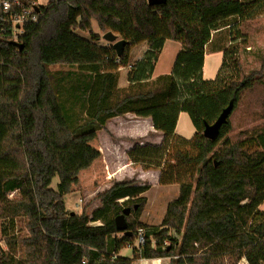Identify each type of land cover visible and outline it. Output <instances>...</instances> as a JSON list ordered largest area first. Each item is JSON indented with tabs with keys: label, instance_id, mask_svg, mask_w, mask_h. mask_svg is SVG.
I'll use <instances>...</instances> for the list:
<instances>
[{
	"label": "trees",
	"instance_id": "obj_1",
	"mask_svg": "<svg viewBox=\"0 0 264 264\" xmlns=\"http://www.w3.org/2000/svg\"><path fill=\"white\" fill-rule=\"evenodd\" d=\"M16 1L20 7L7 15L0 10L5 18L0 28V227L7 223L13 230L21 222L26 234L5 236L7 251H0V264H131L137 259L224 264L225 258L233 264L241 257L248 264H264V124L218 146L232 130V112L257 89L262 109L251 116L264 119V51L258 69L238 71V79L224 81L226 48L213 41V34L233 27L234 20L243 22L250 13L261 16L264 0H164L151 6L147 0H47L44 6ZM21 10H31L37 20L25 22L15 41L7 19ZM92 21L102 35L111 32L126 42L119 57L111 44L98 45ZM76 31L88 33L89 40ZM167 40L181 49L171 73L151 80L156 55ZM141 44L147 48L133 63L130 50ZM208 44L223 54L210 82L201 79ZM126 67L127 86L119 88L118 69ZM208 95L215 99V119L229 102L233 105L212 141L202 136L207 117L192 101ZM180 101L202 127L190 140L195 155L173 154L177 167L191 170L189 181L179 184L158 226L139 221L149 185L134 180L97 194L99 205L89 211L65 209L64 185L50 187L54 178L64 176L56 164L55 137L81 141L111 119L145 116L141 111ZM48 125L53 139L46 134ZM144 148L137 144L132 150ZM133 154L128 153L132 164ZM159 183L167 184L162 177ZM126 208L129 236L114 225ZM138 229L144 242L134 247ZM18 247L23 248L20 259ZM123 247L131 250L130 258L119 254Z\"/></svg>",
	"mask_w": 264,
	"mask_h": 264
},
{
	"label": "rangeland",
	"instance_id": "obj_2",
	"mask_svg": "<svg viewBox=\"0 0 264 264\" xmlns=\"http://www.w3.org/2000/svg\"><path fill=\"white\" fill-rule=\"evenodd\" d=\"M259 13L261 14L260 17L250 13L249 17L243 22L238 23L237 20H234L235 24L230 29H223L221 32L213 34L215 44L217 45L219 42L224 44L226 55L228 56L226 66L221 74L224 81L232 78L238 79V71L246 74L258 69V57L264 51V9H261ZM255 23L260 24L258 31L254 28L256 26ZM91 24L93 33L98 35L99 31L96 23L92 21ZM75 33L78 37L89 40L88 33L79 31ZM98 36L100 38L99 45L107 46L109 44L102 40L101 33ZM142 46V44L137 46L135 53L131 52L132 49L130 50L133 63L139 59L140 53L138 52L142 51ZM211 47L212 44H208L204 51L201 69V79L207 82L216 79L223 60L222 52L210 50ZM180 49L181 44L178 42L167 40L163 43L162 48L156 55L151 80H156L159 76L171 73ZM236 63H238V66ZM128 69L129 67H126L125 70L127 71ZM121 70V68L118 69L119 81L121 73H123ZM215 95V97H222L221 91H218ZM260 96L259 90H255L252 96L245 97L242 104L232 112L229 118L232 130L219 142L218 146L229 138H235L236 134L242 130L264 124V119L257 120L254 119V116H251L262 109L259 106L258 98ZM192 101H195L199 112L207 117L209 124L215 121L216 104L215 99L211 95L202 96L199 99L193 98ZM141 114L145 116L128 114L129 121L132 120L129 125L119 123L121 121L118 120H111L104 130L92 133L81 141H74L69 138L61 139L62 137L59 136L55 137L52 135L50 126H46V134L52 139L55 137L53 140L54 148L56 149L55 154L59 153L60 155L55 157L57 160L56 164L60 170L64 171V176L54 178L50 187L54 189L58 183L64 185L66 193L63 196V204L68 212L80 214V210L84 207L89 211L99 205L98 200L95 198L97 194L117 182L134 180L139 184L149 185V190L143 194L146 198V204L139 221L148 226H158L160 224L167 204L177 197L179 184L189 181V173L191 171L190 169L177 167L173 154L176 151H180L195 155L190 140L196 130L200 129L202 125L198 121H192L185 106V101L168 103L162 107L143 110ZM115 129L121 132L119 135L122 136H116L118 132ZM129 133H134L135 136L130 139L126 138L125 135H129ZM104 140H110L113 148L111 149L108 145L105 146ZM96 143H102L105 146L103 149L106 153L108 165L99 160L98 157L100 155L103 156V154L101 150L93 147ZM137 144L144 145L143 152L138 153L132 150L134 145ZM117 151L120 153L122 160H125V156L128 158L129 151L130 153L131 151L134 152L133 159L136 162L130 164V169L132 170L131 178H127L126 172L121 174L118 180L106 174L108 171L112 172L120 166L114 158ZM86 158L89 159L87 162ZM160 177L167 182L166 185L159 183ZM260 209L264 210V206H261ZM3 227H0V251L4 252L7 251L4 242L5 236L15 233L25 235L26 232L21 222H16L13 230L10 229L7 223ZM3 231H5L6 235ZM136 245V241H134V247ZM22 253L23 248L18 247L16 258L20 259ZM119 254L130 258L131 250L123 247ZM230 262V259L225 258L224 264H229ZM134 264H168V260L154 259L153 261H145L137 259Z\"/></svg>",
	"mask_w": 264,
	"mask_h": 264
},
{
	"label": "water",
	"instance_id": "obj_3",
	"mask_svg": "<svg viewBox=\"0 0 264 264\" xmlns=\"http://www.w3.org/2000/svg\"><path fill=\"white\" fill-rule=\"evenodd\" d=\"M164 0H147L149 6L154 4L163 3ZM102 40L111 44L112 49L114 50L117 57H119L126 45V42L123 40H118L115 35L111 32H106L102 35ZM14 45L20 49L21 45L14 42ZM232 102H229L228 105L221 110L215 121L211 124L203 123L202 136L207 140H214L217 138L220 128L225 125L228 121V118L232 112ZM136 207H134L135 209ZM73 214V213H71ZM130 215V209H123L122 213L114 218V225L117 232L124 233L129 236L130 232L127 231V224L125 218Z\"/></svg>",
	"mask_w": 264,
	"mask_h": 264
},
{
	"label": "crops",
	"instance_id": "obj_4",
	"mask_svg": "<svg viewBox=\"0 0 264 264\" xmlns=\"http://www.w3.org/2000/svg\"><path fill=\"white\" fill-rule=\"evenodd\" d=\"M46 2H47V0H36V4L37 5H39V6H44V5H46ZM258 17H260V16H258ZM256 24V26H254V28H256V30L258 31L259 30V23H255ZM92 26V25H91ZM92 28V27H91ZM92 32H94L93 31V29H92ZM99 34H100V32H99ZM98 34V35H99ZM99 45V44H98ZM143 46H142V51H139L138 53H140V57H139V59L141 58V55L143 54V52L146 50V45H144V44H142ZM101 46H105V45H101ZM136 48V47H135ZM135 48H132V50H131V52H134L135 53ZM247 49H249V48H247ZM131 54V53H130ZM138 60V59H137ZM137 60H135V61H137ZM122 70H121V72H123V73H121V78H123V79H121L120 78V81L118 80V87L119 88H125L126 86H127V82H126V79H125V75H126V68H121ZM125 70V71H124ZM123 74H125V75H123ZM152 79V78H151ZM111 120H118V121H121V122H119V123H122V124H126V125H129L130 123H132V120H130L129 121V115L128 114H126V115H124V116H122V117H119V118H114V119H111ZM111 120H109V121H111ZM108 121V122H109ZM108 122L106 123V125H105V128L107 127V124H108ZM104 128V129H105ZM103 129V130H104ZM116 130V129H115ZM118 133V135H116V136H122V135H119V134H121V132H119L118 130H116ZM116 133V132H115ZM94 134V133H93ZM91 135V134H90ZM126 136V138H133V136H135V134L134 133H132V134H130L129 133V135H125ZM108 142H109V144H108ZM112 142H110V140L109 141H107V140H104V144H105V146L106 145H108L109 147H111V149L113 148V146H112V144H111ZM123 143V142H122ZM105 146H103V144L102 143H100V144H98V143H96L93 147L95 148V149H99V150H101V153L103 154V156H99L98 158H99V160H102V162L103 163H106V165H108V161H107V157H106V153H105V150L103 149V148H105ZM110 148H109V150H111ZM112 152V151H111ZM124 156H125V154H124ZM114 158L116 159V162L118 163V164H120V166L119 167H117L114 171H112V172H107L106 174H108V176H112L113 178H115L116 180H118V178L120 177V175L121 174H123L124 172H126L127 173V178H131L130 177V174H131V169H130V164H131V162H130V160L125 156V160H122V158H121V156H120V153L117 151L116 153H115V155H114ZM105 161V162H104ZM126 169V170H125ZM129 169V170H128ZM84 172H86V171H84ZM99 172V171H98ZM111 177V178H112ZM140 180V179H139ZM143 196V195H142ZM78 202L80 203V201L78 200ZM95 207H97V206H95ZM94 207V208H95ZM82 210V209H81ZM80 210V211H81ZM91 210V209H90ZM131 257V256H130ZM126 258V257H125ZM140 260H144V259H140ZM155 260H159V259H155ZM145 261H153V260H145ZM131 264H134V261L131 263Z\"/></svg>",
	"mask_w": 264,
	"mask_h": 264
},
{
	"label": "built area",
	"instance_id": "obj_5",
	"mask_svg": "<svg viewBox=\"0 0 264 264\" xmlns=\"http://www.w3.org/2000/svg\"><path fill=\"white\" fill-rule=\"evenodd\" d=\"M15 6V7H20L18 2L16 0H13L12 2L10 0H0V10L4 13V14H8L11 10V8ZM5 18H1L0 17V28L2 26V22H4ZM7 20L10 21L11 25H12V29H13V39L16 41V37L17 35L22 34V26L25 22H31V23H35L37 20L36 15L32 14L31 10H21V14L17 15L15 17H11L8 18ZM2 32V30L0 29V33ZM135 241L137 245H142L144 242V238H143V230L138 229L137 233L135 234ZM114 256L111 258L113 259ZM82 264H84V261L82 262ZM233 264H248V262L246 261V259L244 257H241L240 259H238L237 261H235Z\"/></svg>",
	"mask_w": 264,
	"mask_h": 264
}]
</instances>
